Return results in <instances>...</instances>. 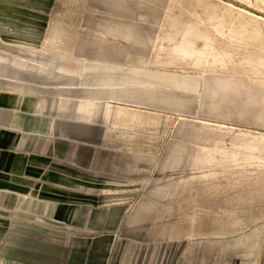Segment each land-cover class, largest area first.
Instances as JSON below:
<instances>
[{"label":"rangeland","instance_id":"1","mask_svg":"<svg viewBox=\"0 0 264 264\" xmlns=\"http://www.w3.org/2000/svg\"><path fill=\"white\" fill-rule=\"evenodd\" d=\"M260 17L0 0V264H264Z\"/></svg>","mask_w":264,"mask_h":264},{"label":"bare ground","instance_id":"2","mask_svg":"<svg viewBox=\"0 0 264 264\" xmlns=\"http://www.w3.org/2000/svg\"><path fill=\"white\" fill-rule=\"evenodd\" d=\"M262 2L264 3V0H262ZM263 21H264V17H260ZM244 23L243 22H240L239 23V25H243ZM199 31V30H198ZM216 31L217 32H220L221 31V29H220V27H216ZM234 28H233V26L229 29V31H228V36H230V37H232L233 35H234ZM244 32L246 33V30H244ZM191 43V42H190ZM190 46V45H189ZM188 46V47H189ZM179 50V49H178ZM189 51H191V52H193V48H191V50L190 49H188ZM187 53V52H186ZM189 54V53H188ZM192 54V53H191ZM198 54V60H201L202 58H206L207 56H209V55H211L212 57H214V58H217L218 57V55H219V53L218 52H211V53H208V52H205V51H202V52H200V51H197L196 50V55ZM176 55V54H175ZM186 55V54H185ZM180 59V58H179ZM246 145V144H245Z\"/></svg>","mask_w":264,"mask_h":264},{"label":"crops","instance_id":"3","mask_svg":"<svg viewBox=\"0 0 264 264\" xmlns=\"http://www.w3.org/2000/svg\"><path fill=\"white\" fill-rule=\"evenodd\" d=\"M3 66H4V65H3ZM20 70H21V69L19 68V71H20ZM34 200L37 201L36 196H34Z\"/></svg>","mask_w":264,"mask_h":264}]
</instances>
